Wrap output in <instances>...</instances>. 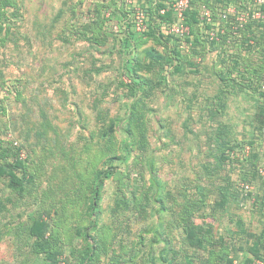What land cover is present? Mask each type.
<instances>
[{
    "label": "trees",
    "instance_id": "16d2710c",
    "mask_svg": "<svg viewBox=\"0 0 264 264\" xmlns=\"http://www.w3.org/2000/svg\"><path fill=\"white\" fill-rule=\"evenodd\" d=\"M5 1L0 0V122L3 117L12 121L11 129L0 133V180H8L11 189L22 192L30 174L27 158L21 153L26 150L35 154L29 148L30 134L40 136L48 129L55 133L57 127L48 119L31 127L30 119L16 113L9 114L8 119L7 111L12 105L6 101L13 97L20 104L33 81L29 75L12 80L3 71L4 65L9 68L10 44L17 52L23 50L22 26L16 22H26L22 2L10 0L8 19ZM87 1L63 0L58 13L51 20L46 19L42 27L48 34L62 23L57 39L76 61V65H72V59L61 65L66 67L65 75L72 84L70 92L62 86L56 87L57 70L48 74V78L54 77L47 78L49 86L56 87L55 95L49 97H57L59 93L58 97L65 98L66 103L78 97L73 84L78 78L99 123L90 135L80 132L82 137H79L85 142L82 151L98 150L91 157H100L98 160L104 162L101 167L92 164L91 178L85 186L88 192L84 199L85 219L78 231L85 247L75 264L99 261V252L106 248L103 230L112 228L102 221L104 189L107 182L122 189L125 182L120 169L128 168L130 163L133 169L124 173L125 177L141 167V183H128L127 193L119 190L121 196L114 199L110 218L119 223L120 217L134 214L148 222L139 232L138 244L143 249L150 247L149 258L146 261L144 253L137 254L135 264H177L180 253L183 259L179 264H264V222L258 236L233 214V209L241 208L250 198L254 199L252 210L264 214V177L259 174V166L264 162V152L260 153L264 143V5H255L252 0H189L184 16L190 35L180 38L169 32L177 23L173 10L176 0H138L131 4L126 0H92L90 6H85ZM230 8L236 14H228ZM137 9L146 14V28L142 32L135 27ZM204 9L210 11L211 22L204 20ZM244 12L251 15L261 12L263 18H250L241 27L236 17ZM38 23L34 24L36 33L40 32ZM212 31L218 33L217 40L210 39ZM53 43L51 40L48 43L51 50L55 49ZM6 44H9L8 53L4 54ZM28 49L31 52V46ZM50 60L47 57L37 60L41 63V76L45 75V62ZM207 79L211 86L206 85ZM39 83L35 101L40 102V110L47 106L53 110V103L49 106L46 97L40 98V93H48V88ZM114 85L116 89L112 90ZM239 96L247 103L255 102L249 118L250 129L243 133L228 117L231 103H237ZM159 97L166 102L164 110L176 114L180 135H173L171 120L165 117L164 110L157 112L154 104ZM109 98L120 105L121 111L115 116L106 107ZM73 104L78 110V103ZM42 115V118L47 116L44 111ZM9 132L18 134V139H13L11 134L10 138ZM115 134L119 142L114 141ZM246 134L252 135L248 141ZM172 138L178 141L182 138L190 147L189 158L176 155H182L184 149L177 142L178 149L170 151ZM247 145L250 149L246 153ZM166 165L173 179L161 176ZM178 168L180 171H176ZM258 181L260 191L253 193L249 184ZM225 217L236 231L224 224ZM28 234L33 255L44 256L45 264H56V242L49 235V224L38 217L32 221ZM239 235L245 238L246 249H237ZM179 239V249L174 248ZM159 245L163 246L157 251ZM188 250L206 254L192 257ZM133 262L118 256L110 264ZM58 264H66L65 259Z\"/></svg>",
    "mask_w": 264,
    "mask_h": 264
},
{
    "label": "rangeland",
    "instance_id": "374dc122",
    "mask_svg": "<svg viewBox=\"0 0 264 264\" xmlns=\"http://www.w3.org/2000/svg\"><path fill=\"white\" fill-rule=\"evenodd\" d=\"M62 1L63 0H20L23 4V12H25L27 21L36 24L38 22L42 23L46 19L50 20L53 16L52 13L58 10ZM91 1L92 0H88L85 6H90ZM5 2H8V6L6 5L4 10H7V17L10 19V0H6ZM30 33L35 35L33 29L30 30ZM52 34L56 36V31H53ZM8 47L9 44L3 47L7 48L4 49V54L8 53ZM79 47V51H81L82 46L80 45ZM54 48L55 52H53L49 46H43V44L41 45L38 42L35 43V47L33 48V55L37 54V60L43 58L46 54L47 58L51 59L50 62H45L46 68L43 78H39V72H42V68H40L41 63L32 55H27L23 58V60H26L25 63H28V68L23 65L15 66V64L11 66L10 79L14 80L16 78V71L22 75L20 71L25 69L29 73V76H31L30 80L33 82L29 85V89L25 91V98L20 100V104L15 103L13 97L9 101H6L7 105H9V103L12 105L9 110V106L7 107L8 119L10 118L9 114L16 113L17 116L22 114L25 119L28 118L31 120V123L28 124L31 127H34L37 122H42L43 119H48V121L56 125L57 131L52 133L51 130L49 132L48 129V132L40 136L30 134L31 146L29 148L35 150V154L32 152L29 153L26 150L23 151L28 161V174H30L28 175L27 179L29 180L26 183L24 191H14L8 186V180H0V202L6 203L5 206L0 205V264H45L44 256L33 255L31 249L32 239L28 234L32 221L38 217H42L45 222L49 224V235H52L56 242V264L63 259H65L66 264L77 263L82 256V249L85 247L83 238L80 237L78 233L79 226L82 225L85 219L84 199L88 193L85 186L91 178L89 172L92 169V164L94 167L96 164L98 167H101L104 161L98 160L100 157L98 159H96L95 156L91 157V155L97 153L98 150L88 152L85 148V150L82 151V145H84L85 142L79 137L81 136L80 132H85L86 135H90V132L95 130L99 123H97L96 113L88 105V100H90V98L86 97L85 93H83L84 84L79 82L77 80L78 78L73 82L78 89V97L73 100L68 99V103L72 105L66 103L65 98L58 97L59 93H56L57 97H49V95H55L56 87L62 86L70 92L72 85L65 75L66 67L61 66L66 65V62L70 61V56L63 47L60 50H58L57 46H54ZM23 51H26V47H24ZM21 58L22 57H20L19 60H21ZM72 65H76L74 59H72ZM3 68L5 69V65ZM49 68H51V70H48ZM55 70H57L56 79L58 80V84L56 87L52 85L50 87L48 79H51V77L46 79L44 76H47L50 72ZM58 74H63L62 78H60ZM21 78L25 77L22 76ZM53 79L54 77H52L51 80ZM39 82H42L44 87L48 88V93L42 91L40 93V98L43 99L46 97L49 101L47 103L49 106L53 103V110L49 109L48 106L44 108L41 107L42 109L40 110V102L35 101L38 96L37 89L40 88ZM206 83L207 86H211L208 79ZM111 88L112 90L116 89V85ZM243 100L244 99L239 96L237 103H231L228 116L237 123L240 133L250 129L249 118L254 112L255 104L254 101H249L247 103V101ZM44 101L47 102L46 99ZM74 101L79 105L78 110H75L76 107L73 106ZM117 102L114 101L113 98H109L107 102L106 107L110 108L111 116H115L121 111L120 105H118ZM154 105L157 108V112L160 110L163 111L166 102L163 97H159ZM42 111L47 115L45 118H42ZM164 113L169 115L165 117L171 120V127L174 132L173 135H180L182 131L181 128L179 131L180 122L176 114L166 110L163 111V114ZM6 118L7 117H3V121L0 122V133L3 131L1 134L11 129L10 122L12 120L10 121V119L7 120ZM181 118L183 119L184 117ZM154 123L155 122H153V124ZM85 127L89 130H86ZM156 129L158 128L156 127ZM160 133H162V131H160ZM10 134L13 136V139H18V134L9 132L8 135ZM150 135L153 136L152 133H150ZM245 136V140L247 141L252 138L251 134H246ZM240 138L242 137L240 136ZM114 139L115 142H119V137L116 134ZM204 139V137H201V140ZM175 142L181 144L182 146L180 147L184 148L182 155L179 153L176 155L183 156L185 159L189 158L190 147L188 148L182 138H179V141L178 138H172L169 141L171 144L169 148L170 151L173 150L175 152L178 149V145L175 144ZM152 143L154 144L153 141ZM190 145L192 144L190 143ZM246 147L245 151L247 153L250 146L247 145ZM263 149L264 143L263 148H260V153L264 152ZM173 161L177 162V159L174 158ZM176 165L179 167L178 163ZM131 169H133L132 163L129 164L128 168L122 167L120 169L122 172V180L125 182V185L119 190H122L124 193L128 192V183H141L139 173L141 167L137 170H132L130 177H125L124 173H128L127 171ZM176 171H180V168L176 169ZM162 173L161 176L164 179H173L172 171L167 168V165ZM259 174L261 177H264V162L259 166ZM249 186L250 191L252 190L253 193L260 191L259 181L253 185L249 184ZM117 187L116 183L107 182L104 189L101 202L104 211L102 221L106 226L112 228L111 230H103L106 248L99 252V261L96 260L94 264H110L112 260L115 262L118 256H122L124 259L128 260V262L134 261L132 264H135L134 259L136 255L140 253L141 255L144 253L143 257L146 261L149 258L150 247H145L143 249V246L140 247L138 244L139 232L147 226L148 222L137 219L134 214H127L126 216L120 217L121 222L119 223L110 218V210L111 206H113V201L115 198L117 199L118 196H121V192ZM253 201L254 199L250 198L241 208L233 209V214H235L236 220H241L253 231V233L260 236L264 222V214L261 211L252 210L251 204ZM224 219V224L230 225L228 218L225 217ZM216 225L220 227L218 224ZM220 228L222 230L224 229V227ZM230 228L236 231V227L233 224L230 225ZM177 237L180 238V236ZM236 238L238 240L236 243L237 249L241 247L246 249L247 243L245 238H242L241 235L236 236ZM147 239L149 238L147 237ZM180 239L176 240V243L173 245L174 248L179 249ZM227 241L229 243L231 239L228 238ZM162 246L163 245H159L155 249L160 251ZM192 252L193 251L188 250V254L192 257H201L206 254L204 251ZM182 255V253L178 255L179 258L176 260L177 264L183 259ZM139 264H143V262Z\"/></svg>",
    "mask_w": 264,
    "mask_h": 264
},
{
    "label": "crops",
    "instance_id": "0c3cea01",
    "mask_svg": "<svg viewBox=\"0 0 264 264\" xmlns=\"http://www.w3.org/2000/svg\"><path fill=\"white\" fill-rule=\"evenodd\" d=\"M138 0H126V3H128V4H131L132 2H137ZM146 0H142V2H145ZM63 2V1H62ZM62 2H61V6H62ZM141 2V3H142ZM61 6L58 8V10L61 8ZM57 10V11H58ZM55 12V13H52L53 14V16H55L58 12ZM23 12V11H22ZM44 15H45V12H44ZM24 16H25V12H24ZM46 16V15H45ZM52 16V17H53ZM51 17V18H52ZM51 20V19H50ZM25 21L28 23L25 27L23 26L24 24H22L21 22H16V24L17 25H20V26H22V32H23V36H24V40H23V46L24 47H26V51H24V53H22L23 52V50H22V52H17L16 51V49L14 48V46L13 45H11L10 44V63H8V65H9V67H10V71H9V68L8 67H5V69L3 68V71L5 72V76L7 77V78H10V72H11V66L13 65V64H15V66H19V65H23V66H25V67H27L28 68V63H25L26 62V60L24 59V60H19V58L20 57H25V56H27V55H32L33 57H34V52H33V49L32 48H34L35 47V43H39V44H43V46H49V42H50V40L52 41V43L53 44H55L54 46H57V48H58V50H60V49H62V43H61V41L59 40L58 41V39H57V37L59 36V29H61V27H62V23H60V25H59V27L58 28H56V29H53V31H56V36L55 35H53L52 34V32L51 33H44L43 32V29H42V27L44 26V25H46V22H45V20L42 22V23H38V29H39V31L40 32H38V33H36V28H35V23H29L28 21H27V19H26V17H25ZM49 21V20H48ZM31 29H33L34 31H35V35L33 34H31L30 33V30ZM46 36H51V37H47L48 39H46ZM35 37V38H34ZM76 44V46L78 45V43H75ZM31 46V52H29V47ZM60 48H59V47ZM24 47H23V49H24ZM28 47V48H27ZM44 51H45V49H44ZM76 51V50H75ZM53 52H55V50L53 49ZM73 52V48L71 49V53ZM54 55V54H53ZM47 57V54L43 57V58H41V60L42 59H44V58H46ZM72 58L70 57V60H71ZM15 66H14V68H15ZM21 73H22V75H20V73L19 72H17L16 71V74H15V76L16 77H26L27 75H29V73L25 70V69H23L22 71H20ZM43 72H39V78H43V76H41V74H42ZM45 74V73H44ZM41 76V77H40ZM44 77H46V79L49 77V75H47V76H44ZM42 83V82H41ZM45 85H46V82H45ZM174 106H178V105H174ZM177 117V116H176Z\"/></svg>",
    "mask_w": 264,
    "mask_h": 264
},
{
    "label": "built area",
    "instance_id": "2783aa9c",
    "mask_svg": "<svg viewBox=\"0 0 264 264\" xmlns=\"http://www.w3.org/2000/svg\"><path fill=\"white\" fill-rule=\"evenodd\" d=\"M252 1L255 3V5H259V6L264 5V0H252ZM189 5H190L189 0H176V2L173 4V10L177 16V23L171 27L169 32L180 38H186L190 35V28L185 24V16H184L185 12L189 8ZM231 13L236 14L235 9L230 8L228 10V14H231ZM203 16H204L205 21L211 22V13L209 10L204 9ZM226 17L227 16L225 15L224 18ZM250 18L262 19L263 14L261 12H254L253 15H251L250 12H244V13L237 15L236 21L242 27ZM135 27L138 32H142L146 28V14L140 9L136 10ZM209 35H210L211 40L218 39L217 37L218 33L215 31L210 32ZM184 49L188 51L189 47L184 46ZM9 137L11 138L12 136L9 135ZM15 145H18V143L15 142ZM21 156L25 158L24 153H21Z\"/></svg>",
    "mask_w": 264,
    "mask_h": 264
}]
</instances>
